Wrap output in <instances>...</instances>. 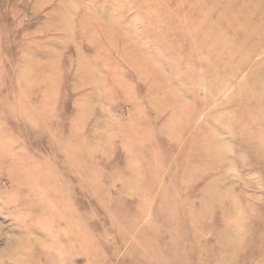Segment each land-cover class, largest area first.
<instances>
[{
  "label": "rangeland",
  "instance_id": "1",
  "mask_svg": "<svg viewBox=\"0 0 264 264\" xmlns=\"http://www.w3.org/2000/svg\"><path fill=\"white\" fill-rule=\"evenodd\" d=\"M0 264H264V0H0Z\"/></svg>",
  "mask_w": 264,
  "mask_h": 264
}]
</instances>
